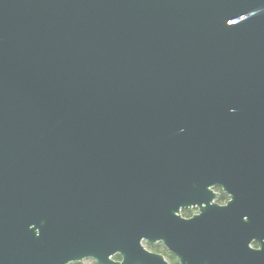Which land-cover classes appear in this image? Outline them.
<instances>
[{"label":"water","instance_id":"obj_1","mask_svg":"<svg viewBox=\"0 0 264 264\" xmlns=\"http://www.w3.org/2000/svg\"><path fill=\"white\" fill-rule=\"evenodd\" d=\"M145 243L264 264V0H0V264Z\"/></svg>","mask_w":264,"mask_h":264},{"label":"trees","instance_id":"obj_2","mask_svg":"<svg viewBox=\"0 0 264 264\" xmlns=\"http://www.w3.org/2000/svg\"><path fill=\"white\" fill-rule=\"evenodd\" d=\"M216 191L218 192V196L216 198V202H218L220 204L225 203L227 201V199H228L227 195L225 193H223L220 188H216ZM182 215L183 216H188L189 215V211L188 210L187 211L183 210L182 211ZM145 246H146V248L148 250H150L152 252H156V253L162 254L169 264H178V261H177L176 257L174 255L170 254L163 247V245L161 243H156V244L145 243ZM114 259L118 260L119 256L115 255ZM69 264H97V263L94 262L93 260H88L87 263H85L84 261H81V262H74V263H69Z\"/></svg>","mask_w":264,"mask_h":264},{"label":"flooded vegetation","instance_id":"obj_3","mask_svg":"<svg viewBox=\"0 0 264 264\" xmlns=\"http://www.w3.org/2000/svg\"><path fill=\"white\" fill-rule=\"evenodd\" d=\"M215 191H216V189H215ZM216 192H217V191H216ZM184 210H186V211L188 210V211H189V215H188V216H183V215H182V211H183V210H181V215H182L183 217H186V218L192 216L193 214H195V213L197 212V209H196V208H189V209H184Z\"/></svg>","mask_w":264,"mask_h":264},{"label":"rangeland","instance_id":"obj_4","mask_svg":"<svg viewBox=\"0 0 264 264\" xmlns=\"http://www.w3.org/2000/svg\"><path fill=\"white\" fill-rule=\"evenodd\" d=\"M84 262L87 263L88 262V259L87 260H84Z\"/></svg>","mask_w":264,"mask_h":264}]
</instances>
